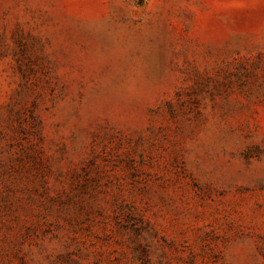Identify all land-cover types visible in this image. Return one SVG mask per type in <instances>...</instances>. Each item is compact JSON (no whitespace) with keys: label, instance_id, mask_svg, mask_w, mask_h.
Segmentation results:
<instances>
[{"label":"rangeland","instance_id":"obj_1","mask_svg":"<svg viewBox=\"0 0 264 264\" xmlns=\"http://www.w3.org/2000/svg\"><path fill=\"white\" fill-rule=\"evenodd\" d=\"M0 264H264V0H0Z\"/></svg>","mask_w":264,"mask_h":264}]
</instances>
